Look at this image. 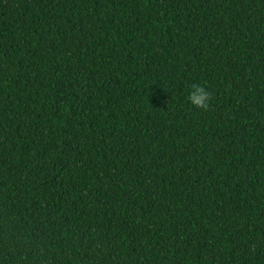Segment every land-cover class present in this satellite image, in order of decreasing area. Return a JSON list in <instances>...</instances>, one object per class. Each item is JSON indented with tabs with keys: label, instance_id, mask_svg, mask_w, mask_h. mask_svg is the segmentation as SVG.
<instances>
[{
	"label": "trees",
	"instance_id": "1",
	"mask_svg": "<svg viewBox=\"0 0 264 264\" xmlns=\"http://www.w3.org/2000/svg\"><path fill=\"white\" fill-rule=\"evenodd\" d=\"M0 264H264V0H0Z\"/></svg>",
	"mask_w": 264,
	"mask_h": 264
}]
</instances>
